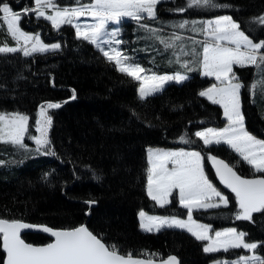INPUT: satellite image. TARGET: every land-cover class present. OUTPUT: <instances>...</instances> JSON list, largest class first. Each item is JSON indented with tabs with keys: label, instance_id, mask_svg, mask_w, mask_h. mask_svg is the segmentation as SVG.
<instances>
[{
	"label": "trees",
	"instance_id": "1",
	"mask_svg": "<svg viewBox=\"0 0 264 264\" xmlns=\"http://www.w3.org/2000/svg\"><path fill=\"white\" fill-rule=\"evenodd\" d=\"M83 1L90 0L80 3ZM3 2L16 12L34 7V0ZM54 2L61 6L76 4V0ZM212 3L217 6L188 7V0H161L155 19L145 18L139 23L125 20L129 41L136 46L139 57L145 55L139 62L160 73L188 76L181 82H167L161 91L145 99L138 95L139 82L120 72L115 62H110L93 43L76 37L72 25L62 24L57 29L34 12L22 15L19 25L23 30L38 33L43 42H57L60 47L31 56H24L21 51L0 53V113L18 112L29 117L24 147L0 142V219L53 229L85 224L120 254L147 259L174 255L179 264H210L245 253L241 248L206 253L205 242L183 230L163 227L145 232L137 219L140 210L158 215H188L180 206L176 191L163 207L147 195L148 146L199 151L205 175L224 193L229 191L215 174L210 157L225 160L244 179L264 178V172L254 171L228 146H206L194 135L205 127H221L225 121L221 107L199 95L214 82L201 74L200 56L181 52L182 47L191 52L193 41H203L202 23L193 30L192 22L227 15L253 41H264V28L254 23V18L264 16V0ZM183 21H188L184 29L174 27ZM141 24L156 29V34ZM173 35L182 39L175 41V47L165 48L160 39L167 42ZM5 43L14 44L0 19V46ZM195 49L202 53L200 44ZM184 61L189 62L192 71L181 66ZM232 74L243 85L240 108L245 129L264 139V88L253 92L249 87L264 81V65H235ZM48 103H59L61 107L47 109L52 120L47 127L50 144L38 152L31 138L41 135L36 121L41 119V105ZM238 212L237 203L231 198L226 206L194 210L192 217L209 224L212 230L233 227L243 232L244 240L255 242L257 248L253 251L264 258V211L253 213L251 220L236 219ZM22 238L32 244L51 240L40 232L24 233ZM3 261L0 234V264Z\"/></svg>",
	"mask_w": 264,
	"mask_h": 264
},
{
	"label": "snow or ice",
	"instance_id": "2",
	"mask_svg": "<svg viewBox=\"0 0 264 264\" xmlns=\"http://www.w3.org/2000/svg\"><path fill=\"white\" fill-rule=\"evenodd\" d=\"M160 0H92L89 4H81L76 0V7L59 8L54 0H34V8L24 9L22 12L13 11L8 3L0 0V16L7 24V31L17 42V47H0V53H15L22 51L24 56H31L34 53H44L55 50L60 45H45L41 42L39 35L25 33L19 27L22 15L29 11L34 12L38 17H44L52 25L59 29L62 24H72L73 18L81 16H91L94 23L76 24V34L78 38L93 43L100 49L103 55L110 61L115 62L117 69L138 81L139 96L141 99L161 91L165 83L175 80L177 82L188 79L187 75L177 73L174 76L157 75L155 73L146 74V70L138 63H132L131 58L123 54L114 47L121 44L116 37L119 29L114 28L108 31V25L120 24L124 18H130L138 23L145 18L155 19V7ZM217 5L212 0H188V7H203ZM53 9L52 15H46L45 9ZM180 9L179 11H184ZM193 30L197 22L193 21ZM254 23H258L264 28V16L254 18ZM188 21H183L174 27L184 29ZM146 31L156 34V29L141 24ZM84 29L83 31L81 29ZM203 35L207 37L204 41H193L191 52L183 55L200 56L199 63L203 68L202 75L214 76L221 84L220 87L213 85L205 91L199 93L200 96L207 97L214 104H220L224 109V116L228 124L223 129L208 128L195 132V136L203 141L204 145L226 144L235 152L239 153L244 161L252 165L256 171L264 172V141L257 140L244 128V117L240 110L239 91L243 85L234 82L237 78L232 73L233 64L253 65L261 67L264 65V41L254 43L243 31L238 23L230 16H222L215 21L203 22L201 29ZM110 37L104 40L103 37ZM182 37L173 35L170 41L160 39V43L165 48L175 47V41ZM32 42L31 47L20 46ZM200 44L202 53H197L195 45ZM110 51H105L104 46ZM243 47V51L241 48ZM111 53H115L114 55ZM177 62L180 57L177 56ZM187 71L193 69L189 67V62L184 61L181 65ZM253 92L259 87L264 88V81H258L249 86ZM59 103H48L41 105L40 117L36 121L37 131L41 133L38 137H32L37 145V151L46 148L50 141L47 139V127L51 125V116L47 115V109L59 108ZM27 115L21 113H0V142L11 143L24 147L23 139L28 131ZM182 141L184 137L180 138ZM45 154H52L45 152ZM216 165V172L222 183L235 193L240 211L236 219L251 220L253 213L264 211V178L243 179L233 171L223 160L210 157ZM203 157L199 151H150L148 162L151 167L147 170V195L161 207L169 203V197L173 189H179V203L188 211V221L192 220L193 209H208L219 207V204H211L207 201L212 197H218L220 201L227 205L228 199L212 185L204 173ZM172 164L171 169L166 165ZM3 162L0 161V164ZM47 175V174H46ZM92 204L94 201H88ZM140 227L151 232L159 231L163 227H176L186 229L197 240L209 241L203 251L206 253L217 252L229 249H255L257 244L246 243L245 234L237 233L236 229L230 228L224 231H217L215 237L208 235L210 226L194 225L176 217L146 216L141 211ZM194 223V222H193ZM32 225L20 221H9L0 219V233L3 234V248L7 253L6 264H154L152 259L133 258L131 254L120 255L115 246H106L101 239L97 238L87 227L80 226L71 230H53L44 227L43 231L51 233L55 237L53 243L46 246L36 247L25 243L20 238V230L32 228ZM259 260V264H264V260L256 256L239 257L233 262H218V264H253ZM162 264H178L176 257L169 256Z\"/></svg>",
	"mask_w": 264,
	"mask_h": 264
},
{
	"label": "rangeland",
	"instance_id": "3",
	"mask_svg": "<svg viewBox=\"0 0 264 264\" xmlns=\"http://www.w3.org/2000/svg\"><path fill=\"white\" fill-rule=\"evenodd\" d=\"M161 1V0H160ZM92 2V0H90V1H88V2H81V4H89V3H91ZM159 3V2H158ZM158 3H157V5H158ZM156 5V6H157ZM59 8H64V7H76L77 6V4H71V5H68V4H66V5H63V6H61V5H57ZM34 8V7H33ZM155 9H156V7H155ZM45 12H46V15H52L53 14V9H51V8H48V9H45ZM35 16H37V15H35ZM222 16H227V15H220V16H216V17H212V18H207V19H204L202 22H200V21H198V20H195V22H197V24L199 25L200 23H202V25H203V22H206V21H215L217 18H219V17H222ZM38 17V16H37ZM41 18H43V19H45V20H47L46 18H44V17H41ZM125 20H132V19H130V18H124V20H122V22L120 23V24H118V25H116V24H112V23H110L109 25H108V31L109 32H111L114 28H118L119 29V35L116 37V39H119L120 41H121V44L120 45H118V46H116V45H114V47H117V49L119 50V51H121L123 54H125V55H127L128 57H130L131 58V62L132 63H138L141 67H143L145 70H146V74H151V73H155V74H157V75H168V76H174L175 74H177L178 72H175V73H173V74H165V73H160V72H158V71H156L155 69H153V68H151L150 66H147V65H144V64H142L141 62H139L138 60H140V59H144V57L143 56H145V55H142V56H138L137 55V53H138V51H137V48H136V46L135 45H132V43L129 41V39H128V32H129V29H127V24H126V22H125ZM49 23H51L49 20H47ZM95 21H94V19L91 17V16H88V15H85V16H81V17H78V18H73V23L72 24H70V25H72L73 26V28H74V31H75V36L77 37V34H76V28H75V25L76 24H81V25H84V24H91V23H94ZM5 24H6V22H5ZM52 24V23H51ZM196 24V25H197ZM6 27H7V24H6ZM19 27H20V25H19ZM21 28V27H20ZM21 30L22 31H24L25 33H28V34H30V35H37L38 33H31V32H27V31H25V30H23L22 28H21ZM82 31L84 30L83 28L81 29ZM39 35V34H38ZM246 35V34H245ZM39 37H40V35H39ZM249 37V36H248ZM103 39L104 40H109L110 39V37H108V36H105V37H103ZM207 39V37H205L204 36V38H203V41L204 40H206ZM249 39H251L250 37H249ZM40 40H41V42L43 43V44H45V45H49V46H51V45H55V44H58L59 45V43H57V42H53V43H45V42H43L42 41V39H41V37H40ZM252 40V39H251ZM253 41V40H252ZM13 42H14V44H12V45H10V44H8V43H5V44H3V45H1L0 47H4V46H8V47H17L18 45H17V42L13 39ZM254 43H257V42H255V41H253ZM19 44H20V46H26V47H31V44H32V42H29V44L28 45H24V43H23V41L21 40L20 42H19ZM94 46L97 48V46L94 44ZM98 49V48H97ZM56 50V49H55ZM100 50V49H99ZM104 50L105 51H110V49L105 45L104 46ZM241 50L243 51L244 49H243V47L241 48ZM50 51V50H49ZM101 51V50H100ZM22 52V51H21ZM101 53H102V51H101ZM23 54V53H22ZM103 54V53H102ZM111 54H115V53H111ZM234 65H239V64H233V66ZM232 66V67H233ZM202 72H203V68H202V66H201V74H202ZM180 74H182V73H180ZM230 76L232 75V73H230L229 74ZM204 76V75H203ZM208 77H211V78H213L214 79V82L211 84V85H209L208 87H206L205 89H203L202 91H205V90H207L208 88H210V87H212L213 85H216L217 87H220L221 86V84H220V82L214 77V76H208ZM236 77V76H235ZM172 81H175V80H172ZM170 82V81H169ZM177 82V81H176ZM181 82V81H180ZM234 82H238V83H240L237 79L234 81ZM166 84V83H165ZM139 87H140V84H139V86H138V95H139ZM239 96H240V91H239ZM140 97V96H139ZM205 98H207V97H205ZM220 105V104H219ZM221 106V105H220ZM221 110H222V117L224 118V121H225V123H224V125L223 126H221V127H212V126H210V127H205V128H202V129H199V130H197V131H203V130H205V129H208V128H212V129H223L224 127H226L227 126V124H228V121H227V118L224 116V109H223V107L221 106ZM240 110H241V108H240ZM245 128V127H244ZM246 130V129H245ZM196 131V132H197ZM247 131V130H246ZM248 132V131H247ZM248 133H250V132H248ZM252 136H254L257 140H261V141H264V139L263 138H259V137H257V136H255V135H253L252 133H250ZM32 139V138H31ZM32 140H34V139H32ZM35 141V140H34ZM203 142V141H202ZM221 144H223V143H221ZM210 145H219V144H210ZM210 145H207V146H210ZM224 145H226V144H224ZM226 146H228V145H226ZM229 147V146H228ZM232 151H234L231 147H229ZM180 150H184V151H196V150H194V149H187V148H183V147H156V146H148L147 148H146V160H147V170L151 167V165H150V163L148 162V157H149V153H150V151H163V152H169V151H180ZM235 152V151H234ZM241 159H242V157L240 156V154L239 153H237V152H235ZM202 156V155H201ZM203 157V156H202ZM218 159V158H217ZM209 160V162H211V163H213V161L209 158L208 159ZM243 160V159H242ZM244 161V160H243ZM246 164H248L246 161H244ZM202 164H204V162H203V160H202ZM249 166H251L252 168H253V170L254 171H256V169L252 166V165H250V164H248ZM169 169H171V167H172V164L169 162L167 165H166ZM203 169H204V167H203ZM220 180V179H219ZM223 184V183H222ZM213 185V184H212ZM224 185V184H223ZM214 186V185H213ZM225 186V185H224ZM215 187V186H214ZM216 188V187H215ZM226 188H227V190L229 191V194L228 193H224V192H221V191H219L217 188V190L221 193V195L222 196H224V197H227V199H228V203L231 201V198H232V200L233 201H235L236 203H237V206H238V208H239V205H238V202H237V200H236V197H235V193H233L232 191H231V189L230 188H228L227 186H226ZM173 191H176V193H177V197H178V202H179V189H173ZM172 191V192H173ZM146 192H147V180H146ZM231 197V198H230ZM169 199V202H170V197L168 198ZM208 203H211V204H219L220 206H226V205H224L221 201H220V199L218 198V197H212V199L211 200H209V201H207ZM228 203H227V205H228ZM180 204V203H179ZM157 205H159V204H157ZM160 206V205H159ZM180 206L181 207H183L181 204H180ZM219 206V207H220ZM184 208V207H183ZM214 208H216V207H214ZM186 209V208H185ZM208 209H211V208H208ZM187 210V209H186ZM194 210H207V209H193V211ZM141 211H143L144 213H146V216H158V217H167V218H171V217H176V218H178V219H181V220H184L185 222H188V223H190L192 226H194V225H208V226H210L209 224H207V223H203V222H201V221H198V220H196V219H194L193 217H192V220L191 221H188V215L186 216V217H179V216H168V215H158V214H152V213H148V212H146L145 210H140L138 213H137V219H138V224H139V228L142 230V231H145V232H148V231H146V230H143L141 227H140V223H141V217H140V215H139V213L141 212ZM239 211H240V209H239ZM194 222V223H193ZM171 228H176V227H171ZM230 228H233V227H223V228H220V229H217V230H212L211 229V227L209 228V232H208V235L209 236H211V237H215V233L217 232V231H224V230H226V229H230ZM176 229H180V230H183V231H185V232H187V233H189V234H191L190 232H188L186 229H181V228H176ZM235 229V228H234ZM153 231H156V230H153ZM237 231V230H236ZM237 233H240V231H237ZM243 233V232H242ZM192 235V234H191ZM205 243H204V246H203V249H204V247L209 243V241H204ZM246 242V241H245ZM246 243H255V242H246ZM256 244V243H255ZM245 253H243L242 255H239V256H237V257H233V258H223V259H217V260H213L210 264H218V262H224V261H227V262H233V261H236V260H238V258L239 257H252V256H256V257H258V258H260V260H264V258L262 257V256H260V255H258L257 253H255L253 250L254 249H243V248H241ZM230 250V249H229ZM219 251H223L222 249L221 250H219ZM253 264H259V260L258 261H256V262H253Z\"/></svg>",
	"mask_w": 264,
	"mask_h": 264
},
{
	"label": "water",
	"instance_id": "4",
	"mask_svg": "<svg viewBox=\"0 0 264 264\" xmlns=\"http://www.w3.org/2000/svg\"><path fill=\"white\" fill-rule=\"evenodd\" d=\"M219 160H223V159H220V158H218ZM225 163H227L225 160H223ZM228 164V163H227ZM229 165V164H228ZM230 166V165H229ZM231 167V166H230ZM212 168H213V170H214V172H215V174L217 175V177L219 178V175L217 174V172H216V165L214 164V163H212ZM233 171H235L234 170V168H233ZM236 172V171H235ZM236 174L238 175V176H240L237 172H236ZM241 177V176H240ZM242 178V177H241ZM220 179V178H219ZM244 179V178H243ZM221 181V180H220ZM224 184V183H223ZM225 185V184H224ZM226 186V185H225ZM5 220V219H4ZM9 221H13V220H9ZM15 221H20V220H15ZM20 222H22V223H26V224H29V225H32L33 227L32 228H28V229H21L20 230V238L25 242V243H27V244H31V245H33V246H36V247H42V246H46L47 244H49V243H53L54 241H55V237H53L52 235H51V233H46V232H44L43 231V228L44 227H46V226H41V225H36V224H31V223H28V222H24V221H20ZM80 226H84V227H86L85 226V224H82V225H79V226H77V227H80ZM49 228V227H48ZM74 228H76V227H74ZM74 228H70V229H53V228H51V229H53V230H71V229H74ZM28 232H40V233H44V234H46V235H48L49 236V238L51 239L49 242H47V243H45V244H32V243H29V242H26L23 238H22V235L24 234V233H28ZM1 234V249H2V251H3V253H4V261H3V264H6V260H7V253H6V251L4 250V248H3V234L2 233H0ZM120 254V253H119ZM120 255H123V254H120ZM124 256H127V255H124ZM170 256H174V255H170ZM169 257V256H168ZM168 257H166V258H162V259H152L153 260V262H154V264H162V262L164 261V260H166ZM174 257H176V256H174ZM133 258H139V259H147V258H143V257H138V256H133ZM176 259H177V257H176ZM177 261H178V264H179V260L177 259Z\"/></svg>",
	"mask_w": 264,
	"mask_h": 264
},
{
	"label": "crops",
	"instance_id": "5",
	"mask_svg": "<svg viewBox=\"0 0 264 264\" xmlns=\"http://www.w3.org/2000/svg\"><path fill=\"white\" fill-rule=\"evenodd\" d=\"M259 42H261V41H259ZM234 66H235V65H234ZM234 66H233V67H234ZM238 66H241V65H238ZM233 67H232V68H233Z\"/></svg>",
	"mask_w": 264,
	"mask_h": 264
}]
</instances>
